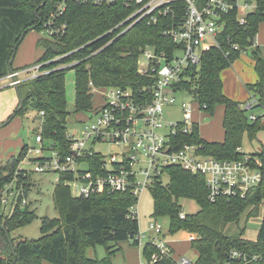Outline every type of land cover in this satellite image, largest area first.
<instances>
[{
	"label": "trees",
	"instance_id": "obj_1",
	"mask_svg": "<svg viewBox=\"0 0 264 264\" xmlns=\"http://www.w3.org/2000/svg\"><path fill=\"white\" fill-rule=\"evenodd\" d=\"M56 1L0 0V77L10 71L41 64V74L15 86L17 105L12 114L0 122V128L14 117H22L30 110L34 111L35 119L39 121L35 134L40 133L45 144H52L65 154L69 146V112L66 109L64 88L66 71L75 72V112L85 113L92 109L90 83L95 88L118 86L130 88L136 93L138 87L152 82L151 78L137 73V62L142 49L152 46L158 52L171 55L176 45L167 35H162L166 26L174 21L172 17L161 18L155 24H147L141 20L121 33L124 25L114 27L125 17V9L69 3L57 21L58 24L67 25L64 33L37 39L36 45L42 49L39 59L21 68H13L11 65L9 70L8 63L13 48L17 46V51L31 29L43 30V20ZM254 2L255 9L246 15L244 25L237 22L236 9L223 14L226 24L219 36L221 48L204 51L199 67L188 68L185 78L175 85L180 93L190 92L199 109L209 114L217 106H223L222 141L207 142L200 138L195 122L191 124L190 132H178L176 135L181 143L200 144L201 153L217 159L243 158L245 154L237 151L241 147L243 135L251 137L259 128H264V121H261L260 116L250 120L241 102L223 93L220 77L221 72L241 53L232 50L230 43L237 44L243 50L252 49L251 57L257 80L246 84V89L250 98L256 99L255 107L264 110V59L260 48L252 47L258 26L264 21V0ZM22 34L24 36L20 41ZM226 51H229L227 56L224 54ZM41 111L43 116L39 115ZM26 148V144L22 145L17 155H11L4 163L0 162V189L16 175L26 196L29 186L27 178L30 174L24 177L15 174ZM252 157L254 161H260L258 167L262 180L243 198L220 197L211 202L207 198L203 176L176 166L165 168L164 172L169 177L167 183L157 179L148 187L154 201L152 217H168V229L172 235L186 231L195 236L190 245L197 253L196 264H223L226 253L232 248L259 253L263 257L261 264H264V217L256 240L241 237V232L228 233L230 225L238 224L244 212L248 219L257 216L259 207L264 206V147ZM97 161L98 157L89 159L93 165H97ZM66 178H70V175L60 176L53 192L54 208L59 217L41 220V237L38 239H13L10 235L16 228L36 218L28 205L17 204L8 215L0 213V225L8 232L7 236L0 226V264H42V261L50 264H111L110 255L118 249L117 244L134 237L138 231V218L137 215L131 217L129 208L137 203V198L130 190L73 197L64 184ZM181 198L194 200L200 209L180 218ZM94 243L105 247L107 256L101 261L85 255L84 249Z\"/></svg>",
	"mask_w": 264,
	"mask_h": 264
},
{
	"label": "built area",
	"instance_id": "obj_2",
	"mask_svg": "<svg viewBox=\"0 0 264 264\" xmlns=\"http://www.w3.org/2000/svg\"><path fill=\"white\" fill-rule=\"evenodd\" d=\"M69 3L125 9V17L114 27L124 25L121 33L141 20L155 24L161 18L172 17L174 21L166 26L162 35L171 38L176 47L168 55L152 46H145L140 54L146 55V64H137V73L151 78V84L138 87L136 93L126 87L105 88L103 104L89 111L93 115L92 122L81 128L79 136L68 134L69 146L65 154L52 144H45L40 133L34 134L36 146L27 145L15 174L24 177L32 172L55 173L56 183L61 175H70L64 184L73 197L130 190L138 199V194L151 186L154 180H162L166 167L176 166L203 176L207 198L211 202L220 197L243 198L261 182L260 163L249 155L241 159H217L201 153L200 144L181 143L176 138L178 132L191 131L192 103L180 101V121L171 122L163 117L164 108L178 101L180 91L175 85L185 78V71L199 67L204 51L221 48L219 36L226 24L223 14L236 9L237 22L244 25L246 15L255 6L245 2L239 7L237 0H57L43 20V31L47 32V37L64 33L67 25L57 21ZM248 7L253 9L245 11ZM229 47L241 53L248 51L235 43H230ZM224 54L227 56L229 51ZM40 67L41 64H35L10 71L0 77V81L9 79L0 88L15 87L23 80L36 77L41 74ZM90 86L95 88L92 83ZM255 106L257 101L251 98L243 108L249 110ZM39 115L43 116V112ZM255 119V115L250 116V120ZM98 145L120 147L121 151L107 156L97 149ZM237 151L242 150L238 147ZM92 157H98L97 165L89 162ZM143 160L147 162L145 167L141 166ZM25 162L32 163L31 170L21 167ZM17 204L24 206L27 200L24 187L15 175L0 189V213L8 215ZM135 206L129 208L131 217L137 215ZM185 215L180 211V218ZM178 234L183 236L174 239L175 235L169 229L164 230L156 222H150L146 232L138 229L130 240L141 249L139 264H196L197 255L194 259L175 257L174 242L187 241L190 244L195 238L186 231ZM262 261L259 253L232 248L226 253L223 264H261Z\"/></svg>",
	"mask_w": 264,
	"mask_h": 264
},
{
	"label": "rangeland",
	"instance_id": "obj_3",
	"mask_svg": "<svg viewBox=\"0 0 264 264\" xmlns=\"http://www.w3.org/2000/svg\"><path fill=\"white\" fill-rule=\"evenodd\" d=\"M251 1V2H250ZM245 2L255 6L254 0H237L239 7H242ZM252 7H248L245 11L252 10ZM244 12V11H243ZM47 32L41 30L29 31L20 45L17 48L13 59V68H21L28 66L36 62L42 54V49L36 45V41L39 38L47 37ZM256 43L260 46V51L264 59V21L258 26V32L256 35ZM253 44L252 47H255ZM251 50L246 53H240L239 57L233 65L224 69L220 77L223 83V93L235 100L240 101L242 108L244 102L247 99L246 85L245 83H251L257 78L253 69V59L251 57ZM146 64V55L140 54L138 58V65ZM9 80V79H8ZM8 80L0 81V85H6ZM75 72L74 70H68L64 76V88L66 96V109L69 112L67 117V132L74 136H79L81 128L84 125L90 124L93 120V115L89 113L90 110L84 112H75ZM105 88L92 89L91 108H97L104 102ZM178 101L171 107H165L163 111V117L167 121L175 122L182 120V111L180 108V101L192 103V119L191 122L197 124V132L200 138L207 142L222 141L223 129H222V117L223 106H217L212 114L199 109L197 101L194 99L190 92L184 91L177 95ZM18 100L16 97V91L14 87L5 86L0 88V122L5 121L8 115L12 114L16 107ZM245 108V107H244ZM246 115L260 116L261 121H264L263 110L261 107H255L246 110ZM36 118L34 111H28V113L22 117H14L12 120L0 128V162L4 163L9 159L11 155H17L21 146L26 144L28 146H36L34 142L35 132L38 129L39 121ZM260 121V122H261ZM264 147V128H259L255 134L251 137L248 134H244L241 142V152L245 155H249L253 158L254 153L258 152ZM97 149L101 150L105 155L119 154L120 147L116 146H102L98 145ZM257 163H260L258 159ZM147 162L143 160L141 166L145 167ZM21 167L25 169H32V163H23ZM57 175L55 173H30L28 179L29 186L26 192V200L30 211L34 212L36 218L29 223L20 226L11 232L13 239L26 238L28 240H36L41 237L40 227L41 220L43 218H58V212L54 208L53 192L56 184ZM163 183L169 181L168 174L165 173L162 176ZM181 205V211L185 214H194L200 206L197 202L191 199L181 198L179 200ZM153 206L154 201L149 188H144L139 194L136 206L134 207L138 218V229L140 232H146L148 224L150 222H156L160 224L164 230L169 228V218L158 217L153 218ZM9 212V210H7ZM264 217V206L259 207L257 216H251L247 219L246 212H244L238 221V224L230 225V234H239L241 237L248 240H256L257 233L259 231L260 223ZM182 234H177L174 239L182 237ZM175 250V257L187 256L194 259L197 255L194 248L191 247L187 241H178L172 244ZM117 250L110 255L111 264H139L142 260L140 255L141 249L136 244H132L131 240L119 242L117 244ZM85 255L91 259L103 260L106 256V250L103 244L94 243L87 246L84 249ZM42 264H50L46 261H42ZM102 264V263H97Z\"/></svg>",
	"mask_w": 264,
	"mask_h": 264
},
{
	"label": "water",
	"instance_id": "obj_4",
	"mask_svg": "<svg viewBox=\"0 0 264 264\" xmlns=\"http://www.w3.org/2000/svg\"><path fill=\"white\" fill-rule=\"evenodd\" d=\"M31 30H32V29H31ZM23 36H24V34H22V36L20 37V41L22 40ZM16 47H17V46H15V47L13 48V53H12L11 58H10L9 63H8V68H9V70H11V65H12V63H13V59H14V56H15ZM0 226H1V228L4 229V227H3L2 224H1ZM4 232H5V234L8 236V232H7L5 229H4ZM10 244H11V243H10ZM11 249H12V251H14V248L12 247V245H11ZM14 255L16 256V253H14Z\"/></svg>",
	"mask_w": 264,
	"mask_h": 264
},
{
	"label": "crops",
	"instance_id": "obj_5",
	"mask_svg": "<svg viewBox=\"0 0 264 264\" xmlns=\"http://www.w3.org/2000/svg\"><path fill=\"white\" fill-rule=\"evenodd\" d=\"M253 11V10H252ZM255 44H256V46H258L259 48H260V46L258 45V43H256V37H255ZM239 60V59H238ZM238 60H236V61H238ZM236 61H234L233 63H232V65L236 62ZM254 62V61H253ZM254 65V64H253ZM257 80V78L255 79V81ZM254 81V82H255ZM251 83H254L253 81H250ZM246 84H248V83H245V85ZM14 89H15V87H14ZM246 89V88H245ZM246 91H247V89H246ZM248 92V91H247ZM247 94V99L244 101V102H247L248 100H250L251 98V95L249 94V92L248 93H246ZM17 97V96H16ZM18 100V99H17ZM238 102H240V101H238ZM17 103V102H16ZM263 110V109H262ZM2 122V121H1ZM217 142H219V141H217Z\"/></svg>",
	"mask_w": 264,
	"mask_h": 264
}]
</instances>
